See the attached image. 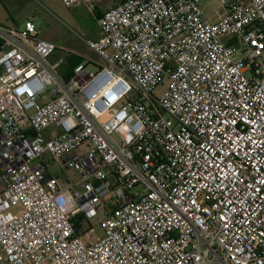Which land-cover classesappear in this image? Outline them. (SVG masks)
<instances>
[{
    "label": "built area",
    "instance_id": "built-area-1",
    "mask_svg": "<svg viewBox=\"0 0 264 264\" xmlns=\"http://www.w3.org/2000/svg\"><path fill=\"white\" fill-rule=\"evenodd\" d=\"M61 2L101 33L68 78L0 23V264H264V0Z\"/></svg>",
    "mask_w": 264,
    "mask_h": 264
},
{
    "label": "rangeland",
    "instance_id": "rangeland-1",
    "mask_svg": "<svg viewBox=\"0 0 264 264\" xmlns=\"http://www.w3.org/2000/svg\"><path fill=\"white\" fill-rule=\"evenodd\" d=\"M18 0H0V23L10 26L13 25L10 19V14L19 18L15 7L18 6ZM55 12L58 13L60 18L55 17L49 10L41 9L39 16L36 18L32 17L41 30L40 38L51 39L55 42H59L61 46L70 48L77 43L78 46L85 48L84 40L89 38L91 35L97 32V24L94 15L88 10V7L83 4L77 5L75 8H67L61 2V0L53 1ZM99 4L100 9H107L113 6V0H104ZM81 43V44H80ZM66 51L62 49L56 50V52L50 57L51 63H56L60 59L65 58ZM65 61V60H64ZM94 68V67H92ZM165 86H159L155 90L157 96H161ZM50 158V156H47ZM48 160V159H47ZM51 175L58 177L60 180L70 177L73 181H78V176L76 175L74 169H69L67 171H62L61 166L58 162L52 164L49 168ZM91 224L96 229L99 235L102 234L100 226L97 219H93ZM4 264V263H2Z\"/></svg>",
    "mask_w": 264,
    "mask_h": 264
},
{
    "label": "crops",
    "instance_id": "crops-1",
    "mask_svg": "<svg viewBox=\"0 0 264 264\" xmlns=\"http://www.w3.org/2000/svg\"><path fill=\"white\" fill-rule=\"evenodd\" d=\"M53 1L54 0H18V2H17L18 6H17V8L15 7V10H16L19 18H15V16L10 14V16H11L10 19L13 22V26H16L18 28H22L26 21H32L35 23V21L32 17L36 18L37 16H39V12L41 11V9L49 10L50 13H52L55 17L60 18L58 16V13L55 12V10H54L55 7L53 4ZM98 1L102 2L104 0H96L97 3H98ZM122 1L123 0H113V6L112 7L118 5ZM77 5L83 6V3H78ZM77 5H75L74 8ZM108 9L109 8L100 9L99 4H96V15L97 16L102 15ZM95 20H96V18H95ZM96 24H97V22H96ZM40 32H41V30H40ZM100 35H101V33H100L99 27L97 25V32L94 33L93 35H91L89 38L84 40L85 41L84 42L85 48H83V43H82V46H78L76 43L73 46H71L70 48H66L64 46L59 45L60 44L59 42H55L51 39H46V40L53 43L55 46H57L58 49H62L64 51H66V53H68V54H74L77 57L84 59V62L88 63L90 66H93V65L98 64L101 60H100L99 56L87 46L86 40H97L100 37ZM67 56L68 55H65L66 58H67ZM1 175H2V170L0 167V178H1Z\"/></svg>",
    "mask_w": 264,
    "mask_h": 264
},
{
    "label": "trees",
    "instance_id": "trees-1",
    "mask_svg": "<svg viewBox=\"0 0 264 264\" xmlns=\"http://www.w3.org/2000/svg\"><path fill=\"white\" fill-rule=\"evenodd\" d=\"M101 16V15H99ZM84 62V59L77 57L74 54H69L66 59V64L64 66V75L68 78L71 76L73 68L75 65Z\"/></svg>",
    "mask_w": 264,
    "mask_h": 264
}]
</instances>
